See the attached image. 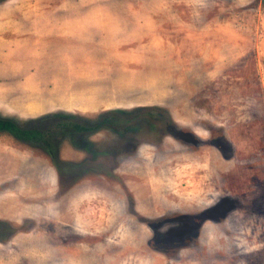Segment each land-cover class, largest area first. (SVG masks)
<instances>
[{"label":"rangeland","instance_id":"1","mask_svg":"<svg viewBox=\"0 0 264 264\" xmlns=\"http://www.w3.org/2000/svg\"><path fill=\"white\" fill-rule=\"evenodd\" d=\"M0 118V264H264V0H0Z\"/></svg>","mask_w":264,"mask_h":264},{"label":"trees","instance_id":"2","mask_svg":"<svg viewBox=\"0 0 264 264\" xmlns=\"http://www.w3.org/2000/svg\"><path fill=\"white\" fill-rule=\"evenodd\" d=\"M76 127L84 128L82 125H76ZM0 131H8L17 138L32 141L40 139L43 134L39 129L21 127L12 120L2 118H0Z\"/></svg>","mask_w":264,"mask_h":264},{"label":"bare ground","instance_id":"3","mask_svg":"<svg viewBox=\"0 0 264 264\" xmlns=\"http://www.w3.org/2000/svg\"><path fill=\"white\" fill-rule=\"evenodd\" d=\"M132 9V8H131Z\"/></svg>","mask_w":264,"mask_h":264}]
</instances>
